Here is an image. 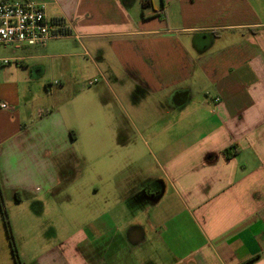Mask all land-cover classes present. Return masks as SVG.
<instances>
[{
	"label": "crops",
	"instance_id": "0c3cea01",
	"mask_svg": "<svg viewBox=\"0 0 264 264\" xmlns=\"http://www.w3.org/2000/svg\"><path fill=\"white\" fill-rule=\"evenodd\" d=\"M34 1L71 35L0 46L20 264H264V0Z\"/></svg>",
	"mask_w": 264,
	"mask_h": 264
},
{
	"label": "built area",
	"instance_id": "2783aa9c",
	"mask_svg": "<svg viewBox=\"0 0 264 264\" xmlns=\"http://www.w3.org/2000/svg\"><path fill=\"white\" fill-rule=\"evenodd\" d=\"M69 35L63 19L47 16L45 4L34 0H0V46L33 47ZM13 60L3 59L2 63L6 65ZM93 82L89 81L88 85ZM9 108L6 102H0V109Z\"/></svg>",
	"mask_w": 264,
	"mask_h": 264
},
{
	"label": "rangeland",
	"instance_id": "374dc122",
	"mask_svg": "<svg viewBox=\"0 0 264 264\" xmlns=\"http://www.w3.org/2000/svg\"><path fill=\"white\" fill-rule=\"evenodd\" d=\"M1 54H3L2 48H0V56H1ZM93 78H94V76H93ZM56 89L57 88H53L52 92H55ZM5 198H7V199H5ZM12 198H13L12 194H9L7 196H6V194H4L2 196V204H3V210L5 211V214H6V219H7L9 228H10V232H11V235H12L15 251H16V254H17V258H18V261L20 263V257H19V252H20L19 246H20V243L14 237V234L12 232V226H11L12 212H13L14 207H17V205L12 203V202H14V200H12ZM20 213H21V208L18 209L17 214H20ZM45 218H46L45 216H42V219H45ZM0 239H2V242L5 241V243H7V252L9 254V256H10V260H12V262H13V257L11 255V249L9 248V245H8L9 240H8V237H7V234H6V228H5V225H4V219H3V216H2L1 210H0ZM4 253H6L5 250H4ZM2 256H3L2 250L0 249V261L2 260ZM13 264H14V262H13Z\"/></svg>",
	"mask_w": 264,
	"mask_h": 264
},
{
	"label": "trees",
	"instance_id": "16d2710c",
	"mask_svg": "<svg viewBox=\"0 0 264 264\" xmlns=\"http://www.w3.org/2000/svg\"><path fill=\"white\" fill-rule=\"evenodd\" d=\"M140 1H141V8L142 9L150 6V0H140ZM0 210H1V213H2V216H3V219H4V225H5L6 234H7L8 240H9V246H10L11 254H12V257H13V262H14V264H20L19 261H18V258H17L16 251H15L12 235H11V232H10V228H9V225H8V222H7V219H6V214H5V211L3 210V204H2L1 196H0Z\"/></svg>",
	"mask_w": 264,
	"mask_h": 264
}]
</instances>
